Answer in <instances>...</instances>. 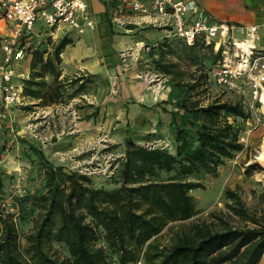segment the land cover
<instances>
[{
	"label": "trees",
	"instance_id": "1",
	"mask_svg": "<svg viewBox=\"0 0 264 264\" xmlns=\"http://www.w3.org/2000/svg\"><path fill=\"white\" fill-rule=\"evenodd\" d=\"M66 44L63 38L51 57L45 59L44 48L37 47L31 53L30 74L21 87L24 98L39 100L37 107L63 102L65 84L58 81V65ZM215 54L219 58V53ZM214 64L204 68L200 76L206 91L207 72ZM46 76L52 78L50 83L45 81ZM89 78L79 76L67 85L75 86L72 93H80ZM72 97L70 94L67 98ZM32 107L21 105L19 109L32 111ZM176 109L193 114L195 121L181 125L176 121L178 113H170L173 151L126 145L123 155L110 166V179L118 180L112 188L95 187L89 173L54 165L38 147L17 138L28 146L23 152L25 157L36 156L32 162L44 172L45 191L32 197L35 217L28 214L24 220L18 214L13 219L0 208V264L264 262V193L258 195L260 208L251 211L236 191L225 189L224 210L212 211L209 221L194 223L188 231L176 233L167 246L156 243L167 224L184 222L197 213L190 192L203 187L198 178L216 174L226 160L242 151L238 141L242 130L236 120L248 119L239 103L218 99L200 107H188L182 99ZM90 116H96V112ZM52 140L55 142V138ZM5 148L2 145L0 156ZM114 148L116 145L105 150ZM259 168L257 164L248 165L244 174ZM160 173L170 177L155 181Z\"/></svg>",
	"mask_w": 264,
	"mask_h": 264
},
{
	"label": "rangeland",
	"instance_id": "2",
	"mask_svg": "<svg viewBox=\"0 0 264 264\" xmlns=\"http://www.w3.org/2000/svg\"><path fill=\"white\" fill-rule=\"evenodd\" d=\"M40 25L41 23H36L33 30H38ZM41 37L40 46H38L46 51L50 49L49 52L52 53L54 46L51 44L59 38L55 40L48 35ZM146 54L148 56L139 57V60L132 65H128V62L125 61L122 68L126 70L131 66L133 68L134 64H141L145 71L136 75L135 79L145 83L147 93L150 92L151 94L146 95L152 105L165 104L170 110L169 114L178 113L176 121L179 124L188 126L189 122L195 121L193 114H187L176 109L177 102L182 99L188 107H200L215 99L233 102L234 99L229 95L219 93V96L214 87H210V90L206 91L204 86L200 84L203 69L216 63L218 59L213 51L203 47L202 44L196 43L187 46L179 40L170 38L163 40ZM1 59L0 44V67ZM122 73L124 74V72ZM154 74L159 75L164 80V87L160 92L152 91L147 84L148 77ZM146 75L147 78H145ZM66 89V93L73 95L72 99H64L62 103L57 105L53 114L46 110H36L35 113L24 114L21 113L23 111L19 109L20 106L6 110L0 103V149L4 144L6 147L0 156V180L2 182L0 203L7 205V213L13 219L17 218L18 214L20 215L18 218L23 217L24 220L28 214L35 217L36 209L32 207V197L45 191L44 172L40 171L39 164L32 162V159L36 160V156L32 154V158L25 157L23 152L28 151V146L19 143L17 138L25 139L28 144L36 147L38 144L46 145L45 151L48 158L53 159L55 163L63 164L60 166L68 170L89 173L95 187L105 188H112L117 185L118 180L116 178L110 179L111 167L115 165L113 164L114 160L123 155L126 145H145L161 148L168 152L173 151L175 144L172 121H169L167 131L163 132L157 126H152L143 137H139V130L130 123V136L127 137L124 125L122 129L116 123H112L110 129L104 127L105 121L110 116L108 112L104 113L95 137L89 141H84L82 145H76L79 136L85 130L82 129L81 131L79 121L83 119V116L77 114L74 106L95 104L96 101L87 89L83 91L84 93H72L75 86H69ZM108 89V95L104 97L105 103L114 102L117 99L123 100L124 98L128 99L127 102L129 101V97L118 94L116 88L109 86ZM141 98L142 100H138L140 103L145 100V97ZM26 101L27 99L24 98L23 103ZM249 118L250 115L248 114ZM248 119L236 120L237 125L242 130L240 134L247 138V143L242 144V151L236 153L232 159L226 160L224 165L217 169L216 174L208 173L198 178L203 187L190 192L195 201L197 213L184 222L167 224L156 238V243L160 246L170 244L176 233L188 231L192 224L209 221V214L212 211L224 210L225 189L236 191L249 210L254 211L260 208L258 195L264 193V163L257 159V152L264 137V128L249 131ZM62 137L69 139L68 148L72 149L69 150L70 152L58 153L53 156L50 153V147H54V145L50 146V143L53 142L52 138L57 140V138ZM111 145H116V148L107 152L105 149ZM251 164H257L260 168L249 175H245V168ZM169 177V174L160 173L154 180L165 181ZM54 248L58 249L57 246ZM259 264H264V262L260 261Z\"/></svg>",
	"mask_w": 264,
	"mask_h": 264
},
{
	"label": "crops",
	"instance_id": "3",
	"mask_svg": "<svg viewBox=\"0 0 264 264\" xmlns=\"http://www.w3.org/2000/svg\"><path fill=\"white\" fill-rule=\"evenodd\" d=\"M82 1L86 5L89 19L93 22L92 27L86 28L82 34H79L76 30L67 26L49 28L41 24L38 30H33L30 34L22 37L20 43L28 40L30 45L29 48L23 51L21 58L12 64L16 73L15 84L22 85V81L29 77L31 53L40 46L39 40H41V36H52L55 40L59 38V40H54L55 43L51 44V46H54L52 50L65 38L67 44L59 54L60 63L58 65V70L60 71L58 81L65 84L64 90L61 92L63 101L69 96L66 93V88L69 87L67 84L70 80L79 76L90 77V82L86 84L85 90H89V94L96 101L95 104L74 106L77 114L83 116V119L79 121L81 131L82 129L88 130L81 133L76 145H82L84 141H89V139L95 137L105 112H108L110 116L105 121L104 127L110 129L112 123H116L121 129L125 126L124 130L127 137L130 136V123L139 130V137H143L152 126H157L163 132L167 131L169 121H171L170 110L167 109V105H152L146 95L150 94V92L147 93L148 90L144 86L145 83L135 79L136 75L145 71L143 66L134 64L133 68L131 66L125 70L122 65H124L125 61L128 62V65H132L139 60V57L143 56L145 58V56H148V54L135 48L136 43L157 46L163 40L170 38H166L165 32L157 26L141 20L138 14L131 12L127 5L119 0ZM186 1L191 2L197 9L202 10L210 18L211 22L223 23L229 26V35L231 37L243 38V29L251 25L259 27L258 34L260 36L264 34V0ZM115 16H118L121 20L129 21V23L125 25L119 22L116 23L114 21ZM257 44L260 46L261 42ZM49 50L45 51L44 59L47 56L51 57L52 53ZM123 53L126 54L125 57ZM44 79L47 83L52 81L50 76H46ZM109 86L116 88L121 96L129 97V101L127 102L126 100L128 99L124 98L125 100L117 99L114 102L105 103L104 97L108 95ZM141 97H145L142 103L138 101L142 100ZM25 99L27 101L23 103L24 106L33 105V107L32 111L22 110L23 112L21 113L24 114L35 113L36 110H46L53 114L58 105L37 107L39 100L32 101L27 97ZM0 103H2L1 93ZM94 112H96V116H90ZM69 143L70 141L67 138H57L55 142L50 143V146L54 145V147H50V153L56 156L58 153L70 152L69 150L72 148H68ZM37 147L46 156V145L41 146L38 144ZM47 159L55 165H63L55 163L53 159L48 157Z\"/></svg>",
	"mask_w": 264,
	"mask_h": 264
},
{
	"label": "built area",
	"instance_id": "4",
	"mask_svg": "<svg viewBox=\"0 0 264 264\" xmlns=\"http://www.w3.org/2000/svg\"><path fill=\"white\" fill-rule=\"evenodd\" d=\"M119 1L144 22L163 30L166 38L179 40L187 46L200 43L219 53L213 68L207 72L208 91L214 87L218 95H229L233 102L239 103L244 112L250 115L249 131L264 128V34H258V26L245 27L244 37L238 39L229 35V26L211 22L202 10L186 0ZM114 21L122 25L129 23L118 16L114 17ZM36 23L49 28L67 26L79 34L93 25L82 0H0V44L3 54L0 93L2 106L6 110L23 104L22 87L14 82L16 73L12 64L29 48L28 40L20 41L33 31ZM259 42L260 46L257 44ZM154 47L144 43L135 44V48L144 53ZM123 56L126 54L123 53ZM147 84L152 91L160 92L164 80L154 74L148 77ZM238 141L246 144L247 138L240 134ZM0 208L7 212L5 203H0Z\"/></svg>",
	"mask_w": 264,
	"mask_h": 264
},
{
	"label": "bare ground",
	"instance_id": "5",
	"mask_svg": "<svg viewBox=\"0 0 264 264\" xmlns=\"http://www.w3.org/2000/svg\"><path fill=\"white\" fill-rule=\"evenodd\" d=\"M217 47V45L215 46ZM257 159L264 163V137L262 138L261 140V143H260V146H259V149H258V152H257Z\"/></svg>",
	"mask_w": 264,
	"mask_h": 264
}]
</instances>
